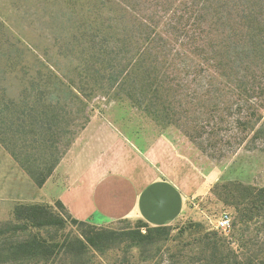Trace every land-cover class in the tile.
<instances>
[{"label": "rangeland", "instance_id": "rangeland-1", "mask_svg": "<svg viewBox=\"0 0 264 264\" xmlns=\"http://www.w3.org/2000/svg\"><path fill=\"white\" fill-rule=\"evenodd\" d=\"M23 1L0 0V20L8 28L0 32V54L16 51L18 40H22L35 54L28 55L29 61L39 58L58 65L64 71L78 68L85 71L81 63L86 60L90 70L88 73L98 79L97 84H90L96 89L90 101V122L85 129L78 130L74 143L61 162H73L77 154L86 149L91 137L89 130L109 122L134 133H141L149 128L162 129L212 179L209 192L196 201L198 217L185 218L171 225L172 231L161 237L160 241L138 244L131 240V236L121 232L141 229L145 234L146 228L139 227L138 222L118 223L105 227L118 232L111 248H89L83 261L71 258V253H62L53 264H239L246 262L248 257L255 260L263 257L264 214L251 217L248 211L250 208L244 203L245 194L242 191L238 193L237 187L240 190L242 186L264 188V152L245 144L241 148H232L226 144L241 135V130L236 129L234 123L238 115L233 113L232 117H228V103L222 102L219 103L218 113L211 111V101L207 96L209 89L207 83L201 81L202 74L199 75L202 68L207 69V66L186 45L190 33L187 36L179 33L181 28L178 20L190 0H138V9L142 15L153 17V12L157 11L154 20L159 23L157 29L164 42L162 46L164 51L171 53V58L175 57V61L169 60V65L164 68L169 76L167 82L172 86V95L166 99L167 112H163L161 104L155 105V102L147 108V104L151 103L149 100L143 106L136 105L123 92L119 93L121 98L114 96L117 94V86L109 80L113 74H117V63L125 67L132 57L141 55L137 51L118 52L114 49L119 43V32H115V37L108 36L106 41L99 40L103 39L102 36L99 39L96 37L102 51H83L82 39L75 41L72 35L66 36V33L60 31L62 23L64 25L69 16H73L74 21L86 22L88 26L92 24L94 30L97 29L101 20L108 19L110 3L101 11L100 7L95 9L93 0H48L46 17L41 20L42 17L32 15L42 16L43 12L39 11L37 14L35 9L26 8L28 3ZM235 3L237 9L232 11V21L221 26L219 31L224 32L229 27L237 31L240 67L253 66L263 70L264 0H235ZM62 10L59 17L55 16L57 11ZM175 14L177 16L172 19ZM207 20L212 23L210 18ZM104 22L102 28L111 25L110 21ZM182 22L189 31L192 24L186 18ZM112 25L114 30H122L119 22L112 21ZM250 38H253L255 51L249 57ZM120 40H123L122 36ZM68 43H71L70 47L74 51L61 50ZM178 54L180 55L177 56ZM194 71L200 77L198 80H194ZM3 72L7 73L9 93L19 99L23 90L22 75L17 74L11 64L0 61V77H3ZM215 124V130L221 129L217 133L212 130ZM15 205L16 203L0 200V221L10 220ZM225 212L230 213L233 218L232 228L227 232L217 229V221ZM81 229L86 227L67 223L65 227H54L49 232L57 241H63L66 238L81 237Z\"/></svg>", "mask_w": 264, "mask_h": 264}, {"label": "trees", "instance_id": "trees-1", "mask_svg": "<svg viewBox=\"0 0 264 264\" xmlns=\"http://www.w3.org/2000/svg\"><path fill=\"white\" fill-rule=\"evenodd\" d=\"M93 1L95 9L100 7L101 11L107 3L111 4L108 21L101 20L94 30L92 24L88 26L86 22L74 21L73 16H69V20L64 25L62 23L60 31L66 33V36L72 35L75 41L82 39L83 51H102L97 39L102 36L103 39L99 40L106 41L108 36L115 37V32H119V43L114 49L118 52L137 51L141 55L132 57L125 67L117 63V74H113L109 80L117 86V94L114 96L119 97V93L123 92L136 105L143 106L149 100L151 103L147 104V108L155 102V105L161 104L163 112H167L166 99L172 95V86L167 82L169 76L164 68L170 61H175V57L171 58V53L164 51L162 46L164 42L157 29L159 23L154 20L157 11L153 12V17L142 15L138 9V0ZM230 1L190 0L178 20L181 28L179 33H185V36L190 33L186 45L207 66V69L202 68L199 75L202 74L201 81L207 83L211 111L218 113L219 103L222 102L228 103V117L238 115L234 123L236 129L241 130V135L233 137L234 141L226 144L232 148H241L245 144L264 152V69L240 67L237 31L230 27L224 32L219 31L221 26L232 21V11L237 9L235 0ZM23 3H28L26 8L35 9L37 14L43 12L42 16H32L45 19L48 0H24ZM62 13L63 10L57 11L55 16L59 17ZM185 18L192 24L189 31L186 25L183 26L182 20ZM208 18L212 23H209ZM104 21H110L111 25L102 28ZM112 21L119 22L122 30H114ZM83 27V32H80ZM5 29L8 28L0 20V32ZM121 36L123 40H120ZM70 46L71 43H68L61 50L74 51ZM248 51L249 57L254 54L253 38H250ZM5 52V55L0 54V61L11 64L16 73L22 75L23 90L19 99L11 95L7 87V73H1L0 143L36 184L43 187L74 143L78 130L85 129L90 122V101L96 91L90 84H97L98 79L88 73L90 70L86 60L81 63L85 71L79 68L64 71L58 65L39 58L29 61L28 55L35 54L22 40H18L16 51ZM194 73V80H198V73ZM215 126L213 133L221 130H215ZM240 191L245 194L244 203L250 208L248 211L251 217L264 214V188L242 186L240 190L237 187V192ZM67 223L86 229H81V237L66 238L63 241H57L50 235V229L63 228ZM138 225L146 228L145 234L141 229L121 233L131 236V240L138 244H146L160 241L161 237L172 231L170 226L151 227L142 222H138ZM117 234L110 228L74 219L61 202L55 203V206L17 203L10 220L0 221V264H53L62 253H71V258L83 261L89 248H111ZM245 261L239 264H264V255L256 260L248 257Z\"/></svg>", "mask_w": 264, "mask_h": 264}, {"label": "crops", "instance_id": "crops-1", "mask_svg": "<svg viewBox=\"0 0 264 264\" xmlns=\"http://www.w3.org/2000/svg\"><path fill=\"white\" fill-rule=\"evenodd\" d=\"M104 124L89 130L86 149L73 162H61L43 187L0 143V200L61 202L74 219L99 227H161L197 218L196 201L209 192L211 177L162 129L134 133Z\"/></svg>", "mask_w": 264, "mask_h": 264}, {"label": "built area", "instance_id": "built-area-1", "mask_svg": "<svg viewBox=\"0 0 264 264\" xmlns=\"http://www.w3.org/2000/svg\"><path fill=\"white\" fill-rule=\"evenodd\" d=\"M233 225V218L230 213H223L217 221V229L220 231H230Z\"/></svg>", "mask_w": 264, "mask_h": 264}]
</instances>
